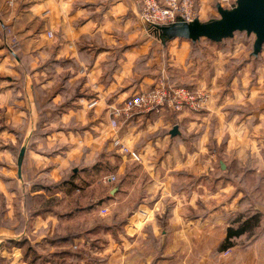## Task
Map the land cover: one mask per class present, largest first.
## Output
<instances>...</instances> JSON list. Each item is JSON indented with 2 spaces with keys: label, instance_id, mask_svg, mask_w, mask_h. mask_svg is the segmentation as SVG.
<instances>
[{
  "label": "rangeland",
  "instance_id": "1",
  "mask_svg": "<svg viewBox=\"0 0 264 264\" xmlns=\"http://www.w3.org/2000/svg\"><path fill=\"white\" fill-rule=\"evenodd\" d=\"M123 2L129 9L116 15L115 23L128 27L116 35L122 40L134 34L136 45L150 41L146 55L139 57L135 66L142 75L143 60L152 57L150 64L156 78L152 85L130 88L128 96L149 90L160 80L169 86H183L200 95V100L193 107L184 104L179 110L166 107L158 112L130 111L119 118V129L132 121L133 130L142 132L128 144L143 152L146 146L155 147L158 155L149 161L165 162L155 168L161 176L162 171L174 168L178 182L198 185L197 205L202 217L216 206L214 209L221 210L222 215L230 214L229 220L236 227L259 213L258 226L251 223L250 233L232 239L239 247L253 244L255 237L264 233V43L255 57L251 55L255 36L245 31L220 42L176 38L162 43L140 20L141 0ZM217 3L231 8L235 0H194L195 18L207 21L219 17ZM60 83L56 81V85ZM73 93L74 88H70L69 95ZM97 115L99 120L89 128L71 122L68 126L56 122L54 127L37 128L27 142L28 136L23 135L29 128L7 124L0 110V228L19 232L16 240H7L5 245L14 247L26 264H159L164 257L160 239L150 237L136 238L131 243L135 253H127L128 228L125 230L126 221L119 220L134 208L141 190L138 187L129 198H121L124 206L119 208L115 205V187L135 180L141 185L147 180L137 172L139 163L123 157L112 144V115L108 109ZM174 125L179 134L171 137L169 131ZM101 132L104 137L98 138ZM82 134L85 140L76 142L75 137ZM22 147L23 161L26 157L28 161L24 175L21 169L18 177L16 163ZM192 152L198 154L184 165V158ZM54 157L55 172L50 170ZM122 162L124 170L118 173L117 166ZM231 203L234 207L227 211ZM45 207L52 209H48L50 215L44 213ZM43 215L54 216L47 221ZM67 234H72V241L53 239ZM208 236L199 237L193 244L201 247V252L190 253L191 264L198 258L207 259L203 249L213 244ZM180 241L177 245L189 247L187 239ZM256 241L264 251V237ZM186 255L178 256L189 258ZM167 258V264L177 260L175 254ZM0 264H4L2 257Z\"/></svg>",
  "mask_w": 264,
  "mask_h": 264
},
{
  "label": "crops",
  "instance_id": "2",
  "mask_svg": "<svg viewBox=\"0 0 264 264\" xmlns=\"http://www.w3.org/2000/svg\"><path fill=\"white\" fill-rule=\"evenodd\" d=\"M127 9L123 0H0V110H3L7 124L29 128L23 135L28 136L27 142L32 140L39 121L41 127L47 128L56 126V122L65 126L71 122L89 128L93 121L99 120L98 111L106 108L111 115L114 108L122 109L130 88H143L154 83L152 57L143 60L145 72L142 75L137 73L135 66L137 59L146 55L150 41L136 45L134 34L122 40L116 35L128 24L115 23V16ZM48 31L52 32L51 37ZM57 80L60 85H56ZM70 88H74L71 95ZM41 95L45 99L42 97L41 100ZM119 118L113 135L134 148L128 143L134 142L142 132L133 130L132 121L120 130ZM103 132L98 138L104 137ZM85 137V134L78 135L75 141L83 142ZM146 148L144 152L135 149L142 158L137 172L147 183L137 185L135 180L130 185L115 187V205L119 208L124 206L121 198H129L138 187L141 190L134 208L126 216L127 253L130 250L135 253L136 248L131 243L136 238H159L160 253L164 256L159 264H167L169 254L177 256L175 264H191L190 253L201 252V247L196 248L193 244L199 237L209 235L213 244L202 253L207 259L198 258L193 264H264V251L256 245V240L263 238L264 233L255 237L249 246L233 244L220 249L226 229L233 226L230 214L226 217L214 206L207 217H202L197 205L198 185L178 182L174 168L168 169L169 172L162 171L161 176L155 168H161L165 162H150L158 155V150L152 146ZM196 154L198 152L188 153L184 165H189L190 157L195 158ZM51 159L50 170L55 172L56 158ZM27 161L26 157L22 162V176ZM124 163L117 166L118 173L124 170ZM233 207L231 203L227 211ZM46 215L43 216L47 221L54 216ZM204 224L210 226L205 228ZM18 233L13 228H0V257L4 264H26L14 247L5 245L7 240H16ZM180 239H187L189 247L177 245L178 241L181 243ZM180 254H187L189 258L179 259Z\"/></svg>",
  "mask_w": 264,
  "mask_h": 264
},
{
  "label": "built area",
  "instance_id": "3",
  "mask_svg": "<svg viewBox=\"0 0 264 264\" xmlns=\"http://www.w3.org/2000/svg\"><path fill=\"white\" fill-rule=\"evenodd\" d=\"M196 16L194 0H141L139 17L143 24L153 28L155 25H167L178 20L189 22ZM48 36L52 32L48 31ZM197 95L183 86H169L160 81L153 88L136 92L123 100L122 109L114 108L111 112L110 126L115 131L117 120L122 113L128 114L133 110L158 112L166 107L179 110L184 104L195 105L200 100ZM112 144L126 159L141 162L142 158L134 148L122 142L121 138L112 135ZM114 179V176L111 177Z\"/></svg>",
  "mask_w": 264,
  "mask_h": 264
},
{
  "label": "water",
  "instance_id": "4",
  "mask_svg": "<svg viewBox=\"0 0 264 264\" xmlns=\"http://www.w3.org/2000/svg\"><path fill=\"white\" fill-rule=\"evenodd\" d=\"M216 10L219 17L207 21L196 17L189 22L178 20L167 25H155L152 29L162 43L176 38L191 42L206 38L212 42H220L233 37L235 32L245 31L247 35L252 33L255 36L251 55L257 56L264 43V0H235V5L231 8L217 3ZM169 134L171 137L179 134L178 126L174 125ZM24 153L25 148L22 147L16 163L19 177Z\"/></svg>",
  "mask_w": 264,
  "mask_h": 264
},
{
  "label": "trees",
  "instance_id": "5",
  "mask_svg": "<svg viewBox=\"0 0 264 264\" xmlns=\"http://www.w3.org/2000/svg\"><path fill=\"white\" fill-rule=\"evenodd\" d=\"M167 42V41H166ZM40 121H39V125L36 127L37 128H40ZM46 209H44V211H48V209L50 208H47L45 207ZM52 210V209H50ZM260 214L259 213H255L249 217H247L246 219L242 220L238 226L236 227H233V226H229L227 229H226V235L222 241V243L220 244V249H227L231 246H233L234 242H232L235 237H238L244 233H250L251 232V223H253V225L255 226H258V223L260 221ZM117 220V219H116ZM115 220V221H116ZM126 221V218H124V220H119V223H123ZM72 234H67V235H64V236H54L53 239L57 240V242H68V241H72ZM54 240V241H55Z\"/></svg>",
  "mask_w": 264,
  "mask_h": 264
}]
</instances>
